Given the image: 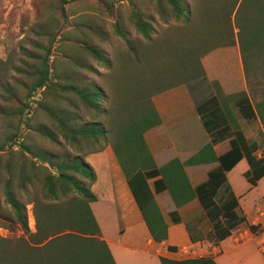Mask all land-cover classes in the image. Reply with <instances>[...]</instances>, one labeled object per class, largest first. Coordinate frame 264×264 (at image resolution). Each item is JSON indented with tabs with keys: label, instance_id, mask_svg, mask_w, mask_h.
I'll use <instances>...</instances> for the list:
<instances>
[{
	"label": "trees",
	"instance_id": "obj_1",
	"mask_svg": "<svg viewBox=\"0 0 264 264\" xmlns=\"http://www.w3.org/2000/svg\"><path fill=\"white\" fill-rule=\"evenodd\" d=\"M69 1L89 0L51 1L46 8L56 27L41 20L31 28L37 38L21 64L0 58V116L8 128L0 141V224L26 235L0 238V264H116L90 206L97 199L90 188L96 176L84 160L107 145L154 241L167 237V224L147 182L159 176L154 193L166 192L175 207L198 199L211 225L206 239L217 245L246 221L226 172L244 158L248 183L255 186L264 176V154L257 155L261 143H249L239 123L264 124V86L254 90L248 83L256 72L264 83V0H127L125 13L115 5L118 0H93L98 11L111 17L113 33L124 45L111 53L97 43L98 37L110 40L96 14L82 13L71 20L72 31L63 30L69 17L64 3ZM126 22L133 24L135 37ZM181 27L198 28V38L184 45L164 36ZM194 43H205L196 60L190 56ZM230 45L238 46L247 91L224 94L217 81L210 82L216 91L195 101L209 142L184 161L174 157L158 166L144 137L162 124L152 97L175 86L168 83L172 79L185 78L186 83L200 73L206 80L203 54ZM88 58L104 64L109 73L95 71ZM7 70L21 73L20 85L2 82ZM250 90L260 92L255 102ZM213 161L218 165L193 187L185 166ZM2 199L12 214L2 211ZM29 203L34 231L28 226ZM170 216L173 223L180 221L175 210ZM160 262L216 264L209 255L160 257Z\"/></svg>",
	"mask_w": 264,
	"mask_h": 264
},
{
	"label": "crops",
	"instance_id": "obj_2",
	"mask_svg": "<svg viewBox=\"0 0 264 264\" xmlns=\"http://www.w3.org/2000/svg\"><path fill=\"white\" fill-rule=\"evenodd\" d=\"M201 63L205 78L210 82L217 81L224 94L247 91L238 46L213 49L201 57ZM152 100L162 124L158 129L147 130L144 137L158 166L174 157L184 161L209 142L188 85H175L154 95ZM239 123L248 142H258L260 136L255 139L247 135L245 120L239 119ZM258 125L264 135V124L258 121ZM263 154L264 143H261L257 155ZM85 158L96 176L90 188L97 199L90 206L101 238L106 241L116 264H161L160 257L182 260L196 257V253L212 256L216 264H249L252 260L254 264H264V176L255 186L248 183L244 175L249 169L246 159L242 158L226 172L227 182L238 199V211L246 221L214 245L206 239L211 225L198 199L195 197L175 207L168 194L154 193V180L159 176L149 178L147 182L167 224V237L161 242L154 241L111 146ZM99 165L101 169L97 172ZM217 165V161L186 165L191 185L195 187L204 182L208 172ZM231 172L233 176H230ZM163 194L167 200L162 199ZM102 196L107 203L105 206L100 205ZM173 210L180 218L177 223H173L170 216ZM250 224L256 226L253 232L248 227ZM251 241L254 248L249 244ZM223 247L225 251H222Z\"/></svg>",
	"mask_w": 264,
	"mask_h": 264
},
{
	"label": "rangeland",
	"instance_id": "obj_3",
	"mask_svg": "<svg viewBox=\"0 0 264 264\" xmlns=\"http://www.w3.org/2000/svg\"><path fill=\"white\" fill-rule=\"evenodd\" d=\"M51 1H57V0H0V58L6 59L11 58L13 64H21L22 57H25V53H27L28 49H31V40L32 38H37L35 34L32 33L31 28H36V23L45 20V23L47 22L50 27L55 28L56 23L54 21V18L48 17V8L46 6ZM59 1V0H58ZM240 0L237 1V3ZM217 2V1H216ZM220 0H218L217 3H219ZM92 4V5H91ZM97 3L93 0H89L87 3H84V1H69L68 3H64V6L68 8L69 17L67 20L66 27L63 28L65 31H72L71 28V20L76 18L77 16L81 15L82 13H93L96 14L99 20H103L104 28L106 31H108L109 38L107 37L108 41H104L102 38L98 37L97 43L104 47V49L111 53L113 50H115V47H121V49H124V45L122 44V41L117 38V36L114 35L113 30L111 28V17L107 16L104 11H98L97 9L100 8L96 6ZM115 5L117 7L121 8L122 13L126 12L128 1L127 0H118L115 1ZM96 8V9H94ZM56 16L61 21L60 15L56 13ZM232 22H233V14H232ZM174 22L172 21L169 23V25L173 26ZM177 23H175L176 25ZM127 28L131 31V36L135 37L137 34L134 31L133 24L130 22H126ZM163 28L166 25L161 23ZM164 36L169 38L171 41L173 40H180L184 42V45L190 44L192 41L196 40L198 38V28H189V27H181V29H172L170 31H165ZM59 37V36H58ZM193 48L192 53H190V56H192L193 60H196L200 57L201 52H203L205 48V43L201 44H195L190 45ZM237 45H233V47H236ZM120 49V50H121ZM216 49V48H215ZM208 53V52H207ZM56 54V52H54ZM206 54V53H205ZM203 54V55H205ZM57 55V54H56ZM56 58V56H55ZM89 61L92 63L93 69L99 73L108 74L109 70L104 66V64L100 63L97 60H94L93 58H88ZM194 68L198 70V66L194 63ZM200 74V73H199ZM198 74V78L193 81L184 82L185 78H176L170 80L168 83H175V85H179L185 83V85H188L191 89L192 95L195 97V100H200L205 96H209L214 91H216V87L213 86V84L210 83L207 79L204 80L201 78V75ZM97 81L103 85L104 80L101 78L96 77ZM22 79L21 73L14 71V70H7L5 73V76L2 78V82L5 84H12L14 87H17L20 85V81ZM20 80V81H19ZM248 83L254 90H259L261 86H264L262 75H258V73H251L248 78ZM178 82V83H177ZM261 84V86L259 85ZM4 94L2 90V86L0 85V106L2 104V95ZM253 101L259 99L260 92L253 93L252 90H250V94ZM153 98V97H152ZM248 125L247 128V135H250L251 137H255L259 143H264V135L260 129V126L258 125V121H252L251 123L246 122ZM242 124V121H241ZM243 126V125H241ZM8 128L6 124L3 122L0 116V141L2 138L7 134ZM75 154V152H72ZM85 162H88L86 158H84ZM97 172L100 171L101 166H97ZM230 176H233V172L230 173ZM86 179V182H88V179ZM165 194H167L165 192ZM163 194L162 199L167 200L166 195ZM101 197V195H100ZM103 199L100 202V205L105 206L107 203L104 200V196H102ZM2 211H6V213L12 214V211L9 208V205H7L4 200L2 199ZM27 209V217H28V226L31 231L35 230V221L32 214V204L29 203L26 205ZM259 234V233H258ZM26 235L23 233V231L19 228H15L13 230L4 227L0 224V238H10V237H19ZM252 247L254 246V242L251 241L249 243ZM254 248V247H253ZM222 251H225V248H222ZM224 253V252H223ZM199 254H194V256H198ZM226 256V255H225ZM224 256V257H225ZM224 261L228 263L227 258H224ZM249 264H254L253 260Z\"/></svg>",
	"mask_w": 264,
	"mask_h": 264
}]
</instances>
